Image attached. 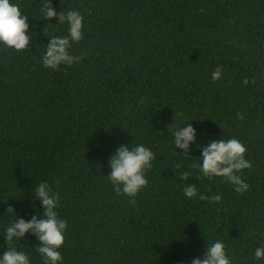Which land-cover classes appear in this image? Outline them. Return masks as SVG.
I'll return each mask as SVG.
<instances>
[{"label":"trees","instance_id":"trees-1","mask_svg":"<svg viewBox=\"0 0 264 264\" xmlns=\"http://www.w3.org/2000/svg\"><path fill=\"white\" fill-rule=\"evenodd\" d=\"M12 2L29 17L30 38L20 51L0 45V252L14 218L7 208L38 214L34 188L46 180L67 225L62 264H190L216 239L232 264H264L253 255L264 242V0H52L83 15L70 50L78 60L55 69L40 58L67 25L42 17L48 0ZM185 119L195 143H242L246 191L203 176L195 143L192 157L172 146ZM128 143L154 152L133 198L106 177ZM187 184L196 196H184ZM12 246L43 264L34 235Z\"/></svg>","mask_w":264,"mask_h":264},{"label":"clouds","instance_id":"clouds-1","mask_svg":"<svg viewBox=\"0 0 264 264\" xmlns=\"http://www.w3.org/2000/svg\"><path fill=\"white\" fill-rule=\"evenodd\" d=\"M41 15L46 20L56 17L57 23L67 25V35L48 36V43L40 58L41 64L53 69L61 64L71 65L78 60L70 54V50L72 44L79 41L83 35L82 13L77 10L58 11L52 7V0H48ZM28 19L17 3L12 0H0V45L16 51L28 48ZM222 72L223 68L217 65L210 73V79H220ZM186 120L190 119H185L172 128V146L184 150L186 157H192L187 150L189 145L196 141L197 129L190 123L185 124ZM195 146L199 148V155L196 156L199 163L196 167L203 176L223 177L236 192L248 189L249 185L242 180L239 172L250 167V162L244 158L246 149L238 139L210 138L206 143H195ZM153 159V150L144 144H121L111 154L106 177L118 192L133 198L146 185L145 170L151 168ZM187 175L188 173L182 174L181 179ZM183 192L184 196L189 198L197 195L193 184H187ZM34 194L41 209L38 214L24 219L17 217L11 206L7 208L14 218L3 228L2 237L8 247L0 252V264H30L29 255L12 246L16 241L24 239L26 233L36 237L39 244L36 251L43 264H62L63 257L59 249L63 244L67 225L65 220L57 215L58 198L46 180L36 184ZM199 198L205 199L202 195ZM208 199L219 201L220 196L217 194ZM257 243L259 246L254 247L253 255L255 259H260L264 257V242ZM190 264H232V261L227 255L224 242L216 239L207 245L203 258L193 257Z\"/></svg>","mask_w":264,"mask_h":264}]
</instances>
